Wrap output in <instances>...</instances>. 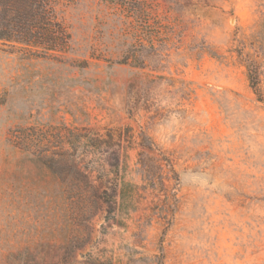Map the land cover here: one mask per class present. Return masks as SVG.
<instances>
[{"label":"rangeland","instance_id":"1","mask_svg":"<svg viewBox=\"0 0 264 264\" xmlns=\"http://www.w3.org/2000/svg\"><path fill=\"white\" fill-rule=\"evenodd\" d=\"M56 12L67 51L0 41V264H264V0Z\"/></svg>","mask_w":264,"mask_h":264},{"label":"trees","instance_id":"2","mask_svg":"<svg viewBox=\"0 0 264 264\" xmlns=\"http://www.w3.org/2000/svg\"><path fill=\"white\" fill-rule=\"evenodd\" d=\"M57 1L0 0V41L19 44L44 55L67 51L70 48L71 32L58 17ZM238 53L247 68L251 87L258 100L264 103V92L260 88L264 53L262 52L261 56L248 54L242 50ZM22 140L23 134L20 131H13L11 135L13 144L21 147L19 143Z\"/></svg>","mask_w":264,"mask_h":264}]
</instances>
